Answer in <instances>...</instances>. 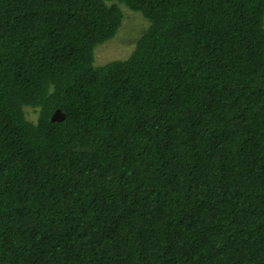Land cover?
Here are the masks:
<instances>
[{"label":"trees","instance_id":"trees-1","mask_svg":"<svg viewBox=\"0 0 264 264\" xmlns=\"http://www.w3.org/2000/svg\"><path fill=\"white\" fill-rule=\"evenodd\" d=\"M0 264H264V0H0Z\"/></svg>","mask_w":264,"mask_h":264},{"label":"rangeland","instance_id":"rangeland-1","mask_svg":"<svg viewBox=\"0 0 264 264\" xmlns=\"http://www.w3.org/2000/svg\"><path fill=\"white\" fill-rule=\"evenodd\" d=\"M122 10L127 13L118 34L95 49V66H103L113 60H124L129 57L147 28L148 22L138 13L129 10L125 5L122 6ZM26 114L29 120L35 121L36 114L32 109H26Z\"/></svg>","mask_w":264,"mask_h":264},{"label":"water","instance_id":"water-1","mask_svg":"<svg viewBox=\"0 0 264 264\" xmlns=\"http://www.w3.org/2000/svg\"><path fill=\"white\" fill-rule=\"evenodd\" d=\"M64 117H63V114L60 112V111H56L53 116H52V121H60L62 120Z\"/></svg>","mask_w":264,"mask_h":264},{"label":"clouds","instance_id":"clouds-1","mask_svg":"<svg viewBox=\"0 0 264 264\" xmlns=\"http://www.w3.org/2000/svg\"><path fill=\"white\" fill-rule=\"evenodd\" d=\"M137 44V43H136ZM133 52V51H132Z\"/></svg>","mask_w":264,"mask_h":264}]
</instances>
